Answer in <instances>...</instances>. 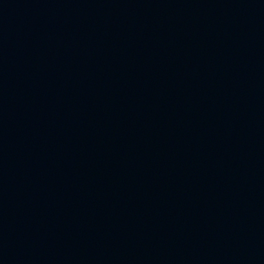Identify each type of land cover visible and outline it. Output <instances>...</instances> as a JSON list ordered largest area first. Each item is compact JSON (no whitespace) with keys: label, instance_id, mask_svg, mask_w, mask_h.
Instances as JSON below:
<instances>
[{"label":"water","instance_id":"water-1","mask_svg":"<svg viewBox=\"0 0 264 264\" xmlns=\"http://www.w3.org/2000/svg\"><path fill=\"white\" fill-rule=\"evenodd\" d=\"M0 264H264V0H0Z\"/></svg>","mask_w":264,"mask_h":264}]
</instances>
